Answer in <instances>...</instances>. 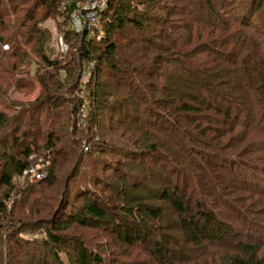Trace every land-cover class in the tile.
Listing matches in <instances>:
<instances>
[{
    "label": "trees",
    "instance_id": "trees-1",
    "mask_svg": "<svg viewBox=\"0 0 264 264\" xmlns=\"http://www.w3.org/2000/svg\"><path fill=\"white\" fill-rule=\"evenodd\" d=\"M216 1L187 0L183 13L185 20L175 24L176 27H169L163 35V41L152 44L155 45L153 47L141 45L129 55L128 48L118 52L119 45L109 41L101 53L110 61L109 68L114 75L109 74V77L117 76L122 82L133 79L136 83V87L132 83L134 89H123L120 99L124 106H131L128 112L126 110L123 113V119H119L117 123L121 138L123 141L128 140L125 146L129 147L133 143L135 150L142 156L162 155L170 163V172L173 174L169 185L162 191L161 198L170 204L175 215V225L182 234L181 251L178 254L193 249L200 251L190 263L174 260L170 261L172 263L167 262V253L165 254V249L157 240L161 235H154L153 238L159 247L150 253L155 255L160 264H264V225L247 216L251 210L252 199L257 202L264 201V180L257 172L247 171L248 167H255L253 161H258L252 151L262 150L261 154L264 155V103L261 102L264 96V81L259 87H250V90H253L251 96L245 88V81L250 79L249 71H254L251 63L261 65V70L257 71L260 76L255 75L253 78L256 77L258 81L264 76V54L257 58L260 49L264 48V37H255L253 34L246 36L243 30L246 23L257 33L262 32L264 35L263 28L259 27L260 30L257 31V26L251 23L253 18L264 23V0H251L250 6L242 4L238 10L234 9L236 11L231 12L230 9V16L224 15L227 13L225 7L216 8ZM77 4L78 0L67 3L65 0H0V79L6 80L5 75L11 74L19 65L27 63L26 57L30 50L26 48L27 45L39 55L47 70L51 67L57 68L59 64L44 53V45L51 35L48 29L43 27V22L52 13H61L66 17L64 20L69 22L70 29L67 31L76 37L85 38L87 32H77L71 23ZM140 6H143L142 11L139 10ZM168 6L170 5L163 3V0H108V9L103 12L100 23L106 24L107 29L111 30H133L129 31L128 35V38H133L134 32L137 35L142 32L144 34V21H154L157 12H166L167 9V12H171L169 16L174 15V11L168 9ZM238 17L244 24L238 21ZM67 34L65 33V36ZM242 38H245L246 42ZM4 45L8 48L5 49ZM82 55L86 61L93 59L89 49L83 50ZM156 62L166 64L156 67L161 73L158 85L154 88L146 85L143 77L136 74L153 70ZM69 68H64L66 74L63 79L48 71L37 74L43 88L41 96L23 111L21 108L19 112L11 115L0 114V128L6 129V135L10 133L4 140L0 139V146L4 145L0 150V220L14 219L17 216L15 203L9 208V205L1 201L7 202L6 200L10 199L14 178L25 174L29 158L33 154L31 144L22 147L24 143L20 140L21 134L16 132L20 130L27 112L31 120L26 121L25 125L30 124L33 127L36 113L48 109L45 121L49 127V148L55 150L57 155L64 154V160L69 155L77 156V160L80 158L78 148L74 147L77 143L69 139V136L55 135L56 132L53 131L57 127L55 124L63 116L60 111L58 114L54 113L60 106V97L63 96L65 101L69 100L63 95V91L74 88L78 82L75 72ZM105 73L109 71L98 66L93 67L90 72L89 84L92 81L93 84L87 96L96 104V109L104 107L113 94V90L106 89L108 85L102 81V75ZM153 93L158 95L153 96ZM14 102L17 108L23 105L18 101ZM82 104H73L75 108L72 113ZM247 105L248 108L252 105V114L245 109ZM94 109L92 105L87 109L90 112L88 122L92 125L96 123V116L92 115ZM50 113L55 115L50 116ZM130 113L136 118L132 123L129 121ZM48 121L51 122L50 125ZM136 121L141 122L140 125H135ZM158 127L169 129L171 134L164 135ZM251 127L262 131L263 138L247 142ZM29 131L31 129H24L22 136L26 138ZM69 142L72 146L68 145ZM261 158L264 157L259 159ZM261 162H264V159ZM55 163L53 160V164ZM158 165L168 170L165 164ZM239 165L242 168H238ZM145 167V163H142L140 170H145ZM148 168L150 172L156 170L155 166ZM53 173L51 168L49 174ZM178 173V178L182 181L181 188L180 182L176 183L174 179ZM183 175L185 178L181 179ZM116 184L117 190H123L120 218L127 224L137 225L134 229L137 236L135 238L140 244L147 243L150 237L143 231L150 230L152 235L163 211L152 205H145L144 209L130 206L146 194L140 197L144 191L141 187L144 180L133 181L130 173H123L117 178ZM139 188L141 192L134 195L132 192ZM197 191L199 198L194 199ZM22 200V203L28 202V199ZM219 203L227 208L226 212L215 208ZM83 208L80 221H105L111 215L98 203V199H89ZM20 212L22 215L26 214L25 211ZM50 236L54 238L53 234ZM129 237L130 233L127 239ZM121 243L124 245V242ZM79 244L77 264L104 263V259L97 253H91L88 257L85 243ZM216 244L219 248L209 250L210 246ZM175 253L174 249L171 253L174 254L172 259L179 256ZM54 257L58 260L59 253Z\"/></svg>",
    "mask_w": 264,
    "mask_h": 264
},
{
    "label": "rangeland",
    "instance_id": "rangeland-1",
    "mask_svg": "<svg viewBox=\"0 0 264 264\" xmlns=\"http://www.w3.org/2000/svg\"><path fill=\"white\" fill-rule=\"evenodd\" d=\"M67 2L70 1L65 0V3ZM216 2L217 9L225 7V9L223 8L227 11L225 16H230L232 10H238L242 4L249 6L251 4V0H217ZM163 3L170 5L168 9L171 8L170 10L174 11L175 16H169L171 12H167V9L166 12H157L158 15L154 21H144L146 24L144 34L142 32L141 35H137L134 32L133 38H128L129 31L133 32V30L121 28L111 30L107 29V25L104 23H100L91 31H84L87 32L85 38L76 37L67 31L70 29V25L68 21L64 20L66 17H63L61 13L54 12L46 17L43 22V27L47 28L51 35L44 45V53L56 61L59 64L58 67L55 69L51 67L47 70L46 64L40 60L39 55L33 50L31 51L32 47L27 45L26 48L30 49L26 57L27 63L22 66L19 65L11 74L5 75L6 80L0 79V114L4 116L19 112L21 108L22 111L29 108L41 96L43 88L37 74L48 71L63 79L66 74L64 68L73 69L78 82L74 88L63 91V95L69 100L65 101L63 96L60 97V106L54 110V113L62 112L63 116L55 124L57 127L53 131L56 132L55 135L62 136L64 134L65 137L69 136V139L74 140L77 143L74 147L78 148V154H80L78 160L76 159L77 156L74 155H69L64 160V154L57 155L55 150L49 148L47 142L49 127L45 121L49 112L48 109L36 113L33 127L30 124L25 125L26 121L31 120L29 119L30 114L26 113L21 124L22 127L20 126V130L16 132L21 134L20 140L24 143L22 147L31 144L33 154L29 158V166L25 174L20 177L15 176L10 199L6 200L7 202L1 199V202L9 205V208L12 203L17 205V216L14 219L0 220V264H77V251L81 242L86 245L87 256L89 257L91 253H97L99 257L104 259L103 264H160L155 255L150 253L151 250L159 247L153 238L154 235H161L157 240L161 242L165 254L167 253V262L174 260L190 263L196 258L197 253H200V251L193 249L190 252L178 254L181 251L182 234L175 225V215L170 204L161 198L162 191L169 185L170 177L173 174L170 172V163L162 155L142 156L139 151L135 150L133 143L129 147L125 146L128 140L123 141L124 139L121 138L120 132L117 131V123L119 119H123V113L126 110L128 112L131 106L128 104L124 106L122 102L120 103V99L123 89H131L134 80L130 78L131 80L122 82L117 76L109 77V74L114 75L109 68L110 61L101 54L109 41H114L119 45L118 52L121 51L120 49L128 48L129 55L135 52L136 47L158 44L163 41V35L169 27H176L175 24L185 20L186 16L183 13L188 2L187 0H163ZM223 4L224 6H222ZM139 10L142 11L143 6H140ZM256 17L258 16L256 15ZM201 18L205 21V17L202 16ZM238 21L244 24L239 17ZM251 23L257 26V31L263 28L262 31L264 32L262 21L253 18ZM243 27L246 36L253 34L255 37H264L262 32L257 33L253 27L250 28L246 23ZM65 33L68 34L65 36ZM61 39L67 45L66 48H62ZM242 40L246 42L245 38ZM94 47L98 49H94ZM86 49L92 52L91 58L93 59L89 61L82 58V51ZM243 51L246 52V50ZM258 53L260 54L257 55V58L264 54V48H261ZM118 54L120 55V53ZM161 64L163 66L166 63L161 62ZM161 64L156 62L153 70L136 75L143 77V82L146 85L155 88L161 73L156 67H160ZM250 65L254 67V71H249L250 79L245 81L247 84L245 88L249 90L248 93L251 96L253 90H250V87H259L260 83L264 81V76L258 81L256 77L254 79L255 75L260 76L257 71L261 70V65H254L253 63ZM95 66L109 71V73L102 75V81L108 85L105 87L106 89L113 90V94L105 106L99 109H96V104L92 102L91 97L87 96L89 88L93 84V81L89 84L90 72ZM134 87H136V83H134ZM157 95L153 93V96ZM14 101L23 103L22 107L17 108ZM233 101L238 104L235 99ZM76 102L83 104L75 113H72ZM261 102L264 103V96ZM91 105L95 107L92 115L96 116L94 118L96 123L93 125L88 122L90 112L87 109ZM248 107L249 105L245 109L248 110L249 114H252L254 111L252 105L250 108ZM54 115L50 113V116ZM133 116L132 113L129 114L131 123L136 119ZM48 122L50 125L51 122ZM140 123L136 121L134 124L140 125ZM24 129H31L26 138L22 136ZM158 129L164 135L171 134L167 128L158 127ZM250 129L247 142L263 138L262 131L252 127ZM8 135H6L5 128H0L1 140H4ZM129 135L130 132L127 133V136ZM10 142L11 139L8 144ZM68 145L72 146V143L69 142ZM3 147L4 145H1L0 150ZM252 152L258 161H253L255 167H248L247 171L257 172L259 177L264 180V162H261L264 158L259 159L264 157L261 154L263 151L254 150ZM53 160L56 161L55 164H53ZM142 163L146 165L145 170H140ZM158 163L165 164L164 166L168 170L161 168ZM149 166H155V172L148 171ZM256 167L258 168L255 169ZM51 168L54 170L53 174H49ZM238 168H242V166L239 165ZM37 170L43 172L44 177H46L44 180H41L44 177L40 179L36 177ZM123 173H130L133 181L144 180V185L141 186L144 191L140 197L144 193L146 194L142 196L141 200H136L130 206L135 205V207L139 206L144 209L145 205H152L163 211L162 218L157 222V229L153 230L152 235L149 233L150 230H146V227L143 228L145 229L143 233L150 237L147 243L143 242L144 244H140V241L135 238L137 236H135L136 230L134 231V229L137 225L127 224L120 218L123 209V190L121 188L117 190L116 180ZM179 175L180 173L175 175L176 183L180 182ZM184 178V175L181 176V179ZM181 183L182 181L179 184ZM262 186L264 187V184ZM140 192L139 188L132 193L138 195ZM189 192L192 191L189 190ZM195 194L194 199L199 198L198 191ZM259 197L256 198L259 199ZM22 199H28V202L22 203ZM89 199H98V203L102 204L111 215L105 221L94 219H88L86 222L80 221L82 219L80 214L84 211L83 207ZM254 200L252 199L250 202L251 210L248 211L247 216L254 222L264 225V201L257 202ZM215 208L221 212L227 210L220 203ZM20 211H25L26 214L22 215ZM129 218L131 219V217ZM128 233H130V237L127 239ZM50 234H53L54 238H51ZM121 242H124V245ZM217 248H219L218 244L210 246L209 250ZM174 249L175 254L179 256L172 259L174 254L171 253ZM56 253H59L60 261L54 257Z\"/></svg>",
    "mask_w": 264,
    "mask_h": 264
},
{
    "label": "built area",
    "instance_id": "built-area-1",
    "mask_svg": "<svg viewBox=\"0 0 264 264\" xmlns=\"http://www.w3.org/2000/svg\"><path fill=\"white\" fill-rule=\"evenodd\" d=\"M76 1V0H69ZM108 9V0H78V4L74 9L71 23L77 32L91 31L100 24L103 12ZM62 48L67 45L61 39ZM4 48H8L4 45ZM37 178L44 177L42 171L37 170Z\"/></svg>",
    "mask_w": 264,
    "mask_h": 264
}]
</instances>
